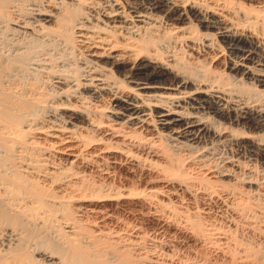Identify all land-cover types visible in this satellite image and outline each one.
Wrapping results in <instances>:
<instances>
[{
	"label": "bare ground",
	"instance_id": "bare-ground-1",
	"mask_svg": "<svg viewBox=\"0 0 264 264\" xmlns=\"http://www.w3.org/2000/svg\"><path fill=\"white\" fill-rule=\"evenodd\" d=\"M245 1L0 0V264H264Z\"/></svg>",
	"mask_w": 264,
	"mask_h": 264
},
{
	"label": "rangeland",
	"instance_id": "rangeland-1",
	"mask_svg": "<svg viewBox=\"0 0 264 264\" xmlns=\"http://www.w3.org/2000/svg\"><path fill=\"white\" fill-rule=\"evenodd\" d=\"M237 2L239 1V2H242V0H236ZM244 1V5L246 6L247 5V7H249L250 6V4L247 2L246 3V1L245 0H243ZM195 23H197V22H195ZM48 25H50V26H52L53 25V23H50V24H48ZM198 28H199V30L201 29L199 26H198ZM190 30V29H189ZM204 31H206V29H203ZM199 46H201V44L199 45ZM215 52H217V51H215ZM218 53V52H217ZM220 54V53H219ZM218 54V56L219 57H216L217 59H211V58H207V61H205L204 60V62H207V66L209 67H212L211 68V70L213 69V68H215L216 66V70H218L219 72H220V69L221 70H223L224 69V72L225 71H227V69L225 68V67H227L228 65V59H225V56H227V54L225 53V55H219ZM223 59V60H222ZM218 60V61H217ZM212 61H213V63H212ZM218 64V65H217ZM216 65V66H215ZM209 67V68H210ZM219 67H220V69H219ZM223 68V69H222ZM210 70V69H209ZM57 73H52V75H49V81L48 80H46V82H50L49 84H51L52 82H51V79H54L55 80V75H56ZM57 79V78H56ZM54 80H53V82H54ZM170 83H171V81L169 80V79H165L163 82H162V85H167V86H169L170 85ZM46 84V83H45ZM44 84V85H45ZM195 85H189V86H187V87H184V89L185 90H191V91H193L194 89H195ZM193 89V90H192ZM104 103L106 104L107 103V101L104 99ZM235 128L237 127L239 130H240V132H243V131H245V132H249V133H253V132H256V134H259L260 136L261 135H263L262 137H264V128L262 129V130H256V131H254L253 129H251V128H243V127H241V126H234ZM259 133H258V132ZM170 166V165H169ZM173 167H174V165L172 164L170 167H169V170L170 171H172L173 172ZM79 196H76L75 198H73V199H68V201L70 202V203H77V202H79V201H81V200H86V198L85 199H76V198H78ZM73 204V205H74ZM73 211V210H72Z\"/></svg>",
	"mask_w": 264,
	"mask_h": 264
}]
</instances>
